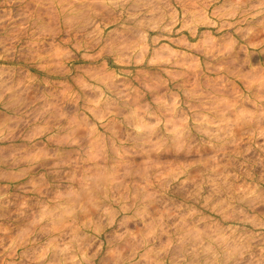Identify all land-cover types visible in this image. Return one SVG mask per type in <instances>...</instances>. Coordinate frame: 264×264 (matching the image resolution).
I'll use <instances>...</instances> for the list:
<instances>
[{
	"label": "rangeland",
	"instance_id": "374dc122",
	"mask_svg": "<svg viewBox=\"0 0 264 264\" xmlns=\"http://www.w3.org/2000/svg\"><path fill=\"white\" fill-rule=\"evenodd\" d=\"M0 264H264V0H0Z\"/></svg>",
	"mask_w": 264,
	"mask_h": 264
}]
</instances>
